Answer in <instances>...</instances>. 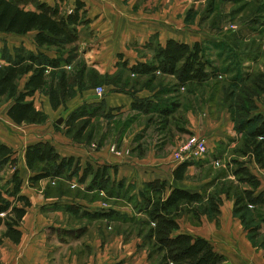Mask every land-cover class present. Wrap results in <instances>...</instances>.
<instances>
[{
    "label": "trees",
    "instance_id": "obj_1",
    "mask_svg": "<svg viewBox=\"0 0 264 264\" xmlns=\"http://www.w3.org/2000/svg\"><path fill=\"white\" fill-rule=\"evenodd\" d=\"M28 4L32 8L26 7ZM260 6L264 10V5ZM60 8L57 3L48 4L42 0H0V33H31L34 46L30 49L19 43L8 47L3 43L0 47V105H6L4 114L12 123L21 125L43 122L45 113L35 108L33 103L35 92L46 96L50 108L54 110L73 96L75 90L92 88L98 86L99 82L111 86V90L123 92L125 87L134 90L144 81L145 85L152 86L154 82L160 85L155 92L157 100L152 102L129 92L132 97L130 109L143 114L155 113L158 122L165 126L169 119L174 120L173 113L179 106L178 95L173 97L166 93L174 94L179 89L194 93L197 88L210 87L205 82L216 78L218 73L220 75L234 69V75L227 80L229 83L226 86L214 85L211 90L221 88L226 98L230 96L228 100L225 97L222 99L225 103L222 108L228 112L236 138L230 140H235L232 147L226 148L225 145L222 151L210 149L205 142L206 151L201 157L182 160L171 170L173 180L179 181L187 178V166L202 167L204 170L210 168L208 173L203 172L205 178L195 179L205 180L197 191H189L169 184L164 179L154 178L143 182L141 189L131 194L129 189H123L120 181L112 185L105 167L93 169L88 162L82 166L78 159L60 156L49 142L42 140L26 144L22 149L23 163L31 172L27 178L29 184L34 185L40 179H47L49 186L51 182L50 185L72 177L76 182L83 183L89 177L88 184L82 190H94L90 194L91 198L121 197L130 207L128 215L109 208L92 212L91 218L112 220L115 226H121L124 236L138 238L136 247L145 249L146 258L151 263L221 264L222 257L207 240L174 232L181 215H187L195 223L199 222L202 215L216 221L221 196L232 200V213L245 228L252 216L246 217L248 208L264 205L263 193H254L259 180L246 165L252 161L257 168L264 170V113L256 111V101L264 95V70L249 74L231 66L219 70L207 59L206 45L196 41L188 45L167 39L163 44L154 41L147 43L145 49L149 57L144 61H136L128 66L125 60H118L116 66L119 70L114 74L115 77L106 74L101 81L95 70L88 68L84 62L79 63L76 41L80 27L88 23L83 2L75 0L68 11ZM256 19L252 18L253 23L250 21L249 28L254 30L253 26L259 23L260 28L255 32L260 33L264 23ZM240 39L233 36L231 44L224 45V51L220 50L219 54L225 56V59L235 56L237 48L244 44ZM214 45L218 49L217 43ZM241 56L256 60L255 55L248 52ZM122 74L124 79L120 81L118 75ZM163 76L171 77L173 83L161 84ZM240 86L239 96H236L234 93ZM102 112V103L99 101L82 104L63 118L60 126L65 130L61 133L76 141L89 140L90 130L88 133L85 131L90 125V119ZM17 161L16 151L0 142V227L3 228L0 236L13 243L19 241L18 226L30 204L27 197L20 193L21 178ZM209 162L217 164V167H213L215 170H212ZM56 185L60 194L65 193L61 181ZM67 186L70 188V183ZM79 191L71 189L75 194H80ZM63 207L74 210L65 205ZM260 221L264 222V218ZM257 227L254 225L248 229L251 236Z\"/></svg>",
    "mask_w": 264,
    "mask_h": 264
},
{
    "label": "crops",
    "instance_id": "obj_2",
    "mask_svg": "<svg viewBox=\"0 0 264 264\" xmlns=\"http://www.w3.org/2000/svg\"><path fill=\"white\" fill-rule=\"evenodd\" d=\"M42 1L53 4L58 0ZM66 1L70 5L66 10L68 11L75 0ZM80 1L84 4L85 17L88 19L85 27L88 26L89 31L96 34L101 43H105L108 47L114 46L111 52H109L110 48L108 50L101 48L95 59L91 61V67L97 74L115 71L118 60H125L128 66L136 61H144L149 57L145 45L150 41L163 44L165 40L173 39L188 45L195 41L203 45L206 43L203 37H197L195 31L188 32L184 28H178L180 26L177 24L181 26L193 24L192 21H185L184 17L179 20L177 15V11H182L187 5L184 0L181 2H177L178 0ZM228 37L220 36L214 39L213 44L217 43L218 50L223 52L224 45H230L233 40V37ZM30 45L31 47H26L33 49L31 40ZM138 50H143L145 53L139 56ZM139 84L141 86L138 85L134 90L125 87L123 92L111 90L109 85H99L103 89L100 96L95 94L94 87L75 90V94L69 98V101L67 100L68 103L65 102L68 106L60 105L62 109L67 108L65 112L67 115L69 111L82 104L98 101L102 103L103 112L90 119V138L87 141H76L57 131L40 132L33 135L31 139H26L16 148L13 141L0 136L1 143L7 144L16 151L17 169L21 178L20 193L26 196L30 203L18 226L19 241L13 243L0 236V264H119L121 262L122 264H153L147 260L145 249L136 247L139 243L138 238L133 237L130 243H125L126 241H123L120 236L118 239L112 238L113 242L106 240V229L114 221L105 218L94 219L90 216L94 211L109 208L118 213L130 214V207L123 198L115 196H106L104 199L89 198L94 190H82L88 184L89 177L83 183L76 182L74 177L65 181L59 180L58 182L61 181L65 187V193L58 196L43 194V185L48 180L40 179L34 185H30L27 178L31 172L25 168L22 159V149L26 144L42 140L49 142L60 156H72L78 159L82 166L88 162L93 169L105 167L112 185L120 181L123 189H129L131 194L140 190L143 182L154 178L164 179L169 184L189 191H197L205 181L204 179L173 180L171 170L179 161L172 159V149L191 133L201 136L210 149L215 148L219 143L227 145V148L232 147L235 140H230L235 139L236 135L228 112L223 110L216 124L203 122L200 125L194 114L197 106V100L194 99L195 92L188 93L193 95L191 101L185 97L183 101L178 98L179 106L173 113L174 120L169 119L168 124L162 126L155 113L143 114L130 109L132 97L129 92L138 98H145L152 102L157 100L155 94L158 90L157 86L145 85L144 81ZM37 93L33 95L35 108H37L35 104ZM166 95L172 96L173 92H168ZM256 105V111L264 113V97L262 100L257 99ZM42 107L44 111L37 109L44 113L50 108L46 96ZM179 109L184 111L183 114L178 111ZM127 113L132 114L131 118L143 117L145 120V123L141 125L140 133L136 134L137 137L132 134L122 135L121 129L113 133L109 132L107 136L103 135L104 132H100L99 135L96 132L92 133L91 127L94 123L101 119L111 122ZM176 117L179 119L177 120ZM151 123L156 124L152 126ZM176 123L178 125H175ZM149 131L153 138H147ZM111 145H114L115 153L109 150ZM129 149L132 150L129 151ZM246 165L259 180L254 193L261 191L264 196V170L257 168L252 161L247 162ZM191 169L192 166H187L185 173H190ZM69 183L70 188L67 186ZM74 188L79 189L81 194L72 193L71 189ZM64 205L74 210H66ZM121 206L125 209H120ZM252 208L258 212L251 216L245 228L239 218L232 213V200L221 196L216 221L202 215L199 222L195 223L187 215H181L177 219L178 228L174 233H187L204 238L222 257L221 264H264V222L260 221L262 217L264 218V205ZM254 225L258 227L251 236L248 229ZM71 244H78L79 248L73 251L70 249ZM65 250H67L66 255L60 256L59 254ZM137 252L140 260L131 263L129 259Z\"/></svg>",
    "mask_w": 264,
    "mask_h": 264
},
{
    "label": "rangeland",
    "instance_id": "obj_3",
    "mask_svg": "<svg viewBox=\"0 0 264 264\" xmlns=\"http://www.w3.org/2000/svg\"><path fill=\"white\" fill-rule=\"evenodd\" d=\"M55 1V0H54ZM138 1V0H137ZM181 2L183 0H178L177 2ZM186 1V6H184V9L182 11H177V15H179V20L184 17L185 21H192L193 24H190L191 26H180L178 28H184V30L191 32L195 31L197 37H203L202 39H205V45H206V53H207V59L215 65V67L220 68L223 67H236L240 72L242 73H253L254 71H263L264 70V29L261 28V32H255L256 29L260 28L259 23L255 24L253 26L254 30H251L249 28L250 21L252 18L257 17L256 20L258 22L264 23V10L261 9L260 5H264V0H184ZM57 3L61 8L62 11H66L69 9V3L66 0H58ZM28 8H32L31 5H26ZM253 23V21H251ZM234 26V27H232ZM262 27L264 26L261 25ZM234 34V35H232ZM195 35V34H194ZM227 35L229 37H237L241 38L240 42L244 43L239 48H237L236 52L237 54L231 58H226L225 56L219 54V51L216 48V45L213 44L214 39L220 38V36ZM232 35V36H231ZM228 37V38H229ZM243 38V40H242ZM107 39V38H106ZM111 41H113L112 38H109ZM31 40V33H27L22 36H15L11 34H4L0 33V47L3 43H6L8 47H11L12 45L18 44L19 42L23 43L27 47H31L30 45ZM100 40L97 38L96 34H93L92 31H89L88 26H81L80 31L78 34V39L76 41V45L78 47L79 51V63L84 62L88 68H91V61L95 59V56L97 52H100L101 48H104L105 50H109L111 52L114 49V46L108 47L105 43H101ZM115 43V42H114ZM113 45H116L114 44ZM243 46V47H242ZM139 53L137 55L140 56V54L145 53L143 50H138ZM250 53L252 55H255L256 60H249L245 59L243 56H241L242 53ZM105 55V54H103ZM234 64V65H233ZM94 70V69H93ZM119 70L117 68L115 71L111 73H105V74H99L100 80L102 81V76L104 75H112L108 77H115V73ZM235 72L234 69H231L230 71L226 73H222L220 75H216V78H212L205 82L206 85L210 87L206 88H197L194 95V99L197 100V106L195 108V116L196 120H198V123L200 122V125L205 122L207 124L213 123L216 124V122L219 121L221 118L220 113L225 110V108H222V106L225 104L222 102V99L225 97V92L221 91L220 89L211 90V87L216 85L219 87V85H225L228 84L227 80L229 81V78L232 77ZM73 76V74H71ZM117 75V74H116ZM120 76V81H122L124 78L122 75ZM87 78V77H86ZM88 79V78H87ZM93 81V80H92ZM172 84L173 80L171 77H162L161 84ZM143 84V83H142ZM97 85H103L102 83H97ZM157 85L159 87L160 85L157 84V82H154L152 86ZM239 85V84H238ZM237 85V86H238ZM141 86V84H140ZM224 86V89L226 88ZM96 87V86H95ZM238 91H236L234 94L236 96H239L238 92L241 89L240 87H237ZM179 89V91L176 93L178 95V98L180 101H183V97L185 99H188L191 101V98H193V95L188 94L187 92H184V90ZM223 90V89H222ZM249 94V93H248ZM198 96V97H197ZM164 97V95H163ZM173 97H175V94H173ZM230 96H227V100ZM264 95L262 94L260 96L261 100L263 99ZM71 98V97H70ZM167 98V97H165ZM234 98V97H233ZM45 96L41 94L40 92L36 95L35 104H37V108H40L44 111L42 104L44 102ZM69 101V99H67ZM66 100V101H67ZM65 101V102H66ZM68 101L66 103H68ZM63 103V106L65 107L66 103ZM39 104V105H38ZM45 105V103H44ZM5 104L0 105V136L5 137L7 140L13 141L16 148L22 145L26 139H31L33 135L37 133H51L54 132H60L65 130L63 126H60L63 118L66 116L65 112L66 109H62V107H57L56 109H48L45 113V118L43 122L40 124H21V125H14L11 121H9L5 114H4V108ZM68 105L66 104V107ZM181 114H183V110H178ZM131 113H127L125 116H120L118 118H115L114 120H111V122H107L105 119H101L99 122H96L92 125V133L96 132L98 135L100 132H104V136H107V134L113 133L114 131L121 129L122 135H135L137 133H140L141 125L145 123V120L143 117L141 118H131ZM57 118H61V122L56 124L55 120ZM129 118L127 121L126 119ZM112 123V124H110ZM125 123V124H124ZM53 124H56L59 126V128H55ZM152 124V123H151ZM156 123H153L155 125ZM212 124V125H213ZM90 126V125H89ZM89 126L87 131L89 130ZM144 132V130H141ZM147 138H153V135H151L150 131L147 132ZM189 135H196L195 133H191ZM134 137V136H133ZM183 137V136H181ZM201 137V136H198ZM187 138V137H186ZM186 138H184L182 141H184ZM180 141V142H182ZM225 141V140H224ZM137 142V141H135ZM179 142V143H180ZM229 145V144H228ZM114 146V145H113ZM225 144L216 145L215 149L221 150L224 148ZM175 148V147H174ZM174 148L172 150H174ZM227 148V147H226ZM230 148V147H228ZM132 149H129V151ZM225 152V151H224ZM226 153V152H225ZM227 154V153H226ZM224 155V154H223ZM210 165H212V170H215L214 168L217 167V164H214L213 162H209ZM214 167V168H213ZM211 169H202L201 168H194L190 170V173L187 174L188 180H195L200 178H205L204 173H208ZM231 178V177H228ZM52 183V182H51ZM50 183V184H51ZM47 186V182L43 185L42 188L43 194L46 195H59L60 191L58 192L55 186L56 184H52ZM213 188H210L212 190ZM81 194V191H79ZM91 198V197H89ZM92 199V198H91ZM120 209H125V207L121 206ZM247 216L255 215L258 211L253 208H248ZM256 212V213H255ZM115 223V222H114ZM112 224L110 227L106 229L107 238L106 240H111L113 242L114 239H118L119 236L123 241H126L125 243H130L133 239V236L128 235L127 237L124 236V233L122 232L121 226H115V224ZM248 224V223H247ZM3 228H1V231ZM0 231V232H1ZM112 238H114L112 240ZM116 242V241H115ZM75 243V242H74ZM72 245V244H71ZM78 244H74L70 246L71 250H76L79 247ZM67 250L60 253L59 255H66ZM140 260L139 253L137 252L134 257L130 258L129 261L131 263L137 262ZM149 261V260H148ZM151 262V261H149ZM123 262L119 263L122 264ZM118 264V263H117Z\"/></svg>",
    "mask_w": 264,
    "mask_h": 264
},
{
    "label": "built area",
    "instance_id": "obj_4",
    "mask_svg": "<svg viewBox=\"0 0 264 264\" xmlns=\"http://www.w3.org/2000/svg\"><path fill=\"white\" fill-rule=\"evenodd\" d=\"M94 92L97 96H100L103 92V89L98 85L94 87ZM109 150L114 153L116 152V149L113 145L109 147ZM205 151L206 145L202 137L188 135L184 141L177 144V146L172 151L171 156L174 161L180 162L182 160L201 157Z\"/></svg>",
    "mask_w": 264,
    "mask_h": 264
},
{
    "label": "water",
    "instance_id": "obj_5",
    "mask_svg": "<svg viewBox=\"0 0 264 264\" xmlns=\"http://www.w3.org/2000/svg\"><path fill=\"white\" fill-rule=\"evenodd\" d=\"M60 122H61V118H58V119L55 120V123H56V124H58V123H60Z\"/></svg>",
    "mask_w": 264,
    "mask_h": 264
}]
</instances>
